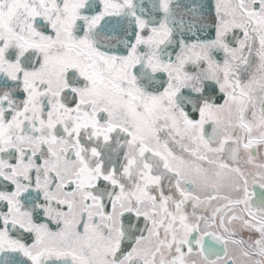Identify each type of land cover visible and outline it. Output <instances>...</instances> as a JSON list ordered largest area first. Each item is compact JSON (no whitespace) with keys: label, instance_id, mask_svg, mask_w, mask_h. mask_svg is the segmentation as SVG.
<instances>
[{"label":"snow or ice","instance_id":"obj_1","mask_svg":"<svg viewBox=\"0 0 264 264\" xmlns=\"http://www.w3.org/2000/svg\"><path fill=\"white\" fill-rule=\"evenodd\" d=\"M0 264H264V0H0Z\"/></svg>","mask_w":264,"mask_h":264}]
</instances>
